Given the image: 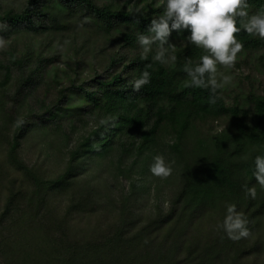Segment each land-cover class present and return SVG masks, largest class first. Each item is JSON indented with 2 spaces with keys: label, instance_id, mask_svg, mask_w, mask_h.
I'll return each mask as SVG.
<instances>
[{
  "label": "trees",
  "instance_id": "obj_1",
  "mask_svg": "<svg viewBox=\"0 0 264 264\" xmlns=\"http://www.w3.org/2000/svg\"><path fill=\"white\" fill-rule=\"evenodd\" d=\"M58 4L69 11L85 7L101 33L107 35L113 30L118 31L119 43L131 49L141 46L139 35H150V21L162 15L164 7L163 4L159 10L149 8L146 12H137L120 9L112 2L98 6L93 0H58ZM43 5V0H26L19 12L0 8V39L6 40L18 30L33 34L47 31L48 20H51L50 30L61 32L64 25L52 14L41 10ZM248 5L253 13L264 11V0H248ZM246 21L244 17H237V26L242 28ZM188 34V30L179 33L174 30L169 36L165 57L175 55L174 62L154 60L158 50L154 43L146 59L142 58L145 53L137 54L124 66L130 71L128 80L121 72H114L109 80L96 79L95 90H84L86 99L97 110L94 123L89 122L92 125L90 132L68 151L65 171L54 179H45L39 169L28 166L20 157V138L26 133L28 124L25 118L14 123L11 117L15 130L7 137L8 158L24 173L32 190L28 194L10 190L0 210V264H264V234L258 230L264 221V187L254 175L255 157L264 156V96H253V115L239 117L237 108L226 107L219 89L208 82V73L202 78L205 86L190 85L191 78L184 71V65L188 63L191 67L198 63L203 49L188 43ZM174 36L179 37L180 43L172 51ZM235 36L245 50L264 47V38L246 31L241 30ZM10 56V61L19 69L24 67V60H15L13 54ZM111 64L110 59L109 70ZM0 67H5L1 82L5 84L9 81V68L2 63ZM143 71L151 74L149 83L133 90L135 80ZM32 78L37 76L33 74ZM24 81L20 88L29 80ZM224 112L236 118L235 130H222L208 140L210 144L198 138L191 151L181 156V144L186 139L185 131L191 120L207 115L213 118ZM162 123L174 133L169 149L175 154L178 165V190L166 209L155 204L140 218L141 208L136 202L139 196L135 191L141 185L138 176L134 175L142 178L147 173L154 177L150 166L155 163L154 157L161 155L157 130ZM122 136H126L127 145L123 144L121 153L110 163L116 164L115 169L126 178L129 186L126 193L122 191L116 198L115 226L107 231L99 230L96 233L99 235L84 237L79 232L77 235L70 223L63 227L54 216L53 223L46 225L44 250L38 246L28 248L30 242L24 236L31 235L30 229H16V224L23 222H18L20 215L28 213L27 216L33 218L31 211L45 205L44 199L51 187L76 190L69 196L65 216L92 207L94 197L91 192L95 187L89 180L75 179L77 161L92 153L101 158L109 156L114 143ZM196 144L199 152L193 151ZM83 146L87 150L83 151ZM127 159H131L130 163ZM135 166L138 168L133 172ZM253 186L255 198L247 193V188ZM108 200L107 205L114 202L110 197ZM229 204L236 205L235 213L244 214L242 218L247 219L245 227L249 229V236L239 240L228 238L224 218ZM112 206L108 208L112 209ZM206 210L210 211L212 221L205 228L196 220Z\"/></svg>",
  "mask_w": 264,
  "mask_h": 264
},
{
  "label": "rangeland",
  "instance_id": "obj_2",
  "mask_svg": "<svg viewBox=\"0 0 264 264\" xmlns=\"http://www.w3.org/2000/svg\"><path fill=\"white\" fill-rule=\"evenodd\" d=\"M93 2L99 4L98 6L112 2L120 9L146 12L149 8L159 10L165 0H93ZM25 3L26 0H0V8H11L19 12ZM43 3L41 10L52 14L64 25L65 28L61 32L50 30L51 20H48L47 31L33 34L26 30H18L8 39H0L2 41L0 63L7 65L10 72L9 81L1 84L5 67H0V210L10 190L24 194L32 190L31 183L24 177V173L8 158L7 137L14 133V123L25 118L28 124L26 133L20 138L18 149L23 161L28 166L39 169L45 179L58 177L65 171L68 151L80 144L84 136L90 132L92 125L89 122L94 123L97 110L94 104L86 99L84 90L88 92L95 90L96 79L109 80L114 72H121L123 78L128 80L131 76L130 71L125 70L124 66L135 55L144 53L142 46H135L133 49L122 46L119 43L118 31L113 30L107 35L101 33L97 22L83 6L69 11L63 9L58 0H43ZM247 11L249 15L254 14L251 8ZM178 39V36H174L172 41L174 46L172 45L173 48L170 50H176L175 45L180 43ZM10 54L15 56V60H24L22 69L10 61ZM203 54H206L205 50ZM203 54L201 53L199 57ZM236 55L233 67L217 65L216 79L221 85L217 88L226 107L237 108L239 117L251 116L255 113L253 96H264V47L248 50L242 48ZM110 59L112 64L109 70ZM33 74L37 76L36 79L32 78ZM225 75L231 77L227 83L223 82ZM26 79L29 80L28 84L20 88ZM208 116L210 115L191 120L189 129L185 131L186 139L181 144V156L186 151H191L193 143H197L198 138L205 143L222 130H235L237 121L231 113H219L213 118ZM11 117L14 123L10 122ZM157 131L158 146L161 147L164 163L171 166L173 171L166 178L155 175L151 178L147 173L143 174L142 178L138 174L134 175L138 176L141 185L139 186L141 188L135 191L139 196L136 202L141 208L140 218H143L147 214L146 211L155 204L159 203L166 209L178 190V165L175 162V154L169 149L174 133L170 132L166 123H162ZM127 141L126 136L117 139L107 157L101 158L92 153L90 157L86 155L77 161L78 174L75 179L89 180L91 186L95 187L91 192L94 197L92 207L83 209L79 214L65 216V208L70 204L69 196L76 190L49 187L50 191L44 199L45 205L42 204L41 209L31 211L33 218L27 216L28 213L20 215L18 222H23L16 224V229L19 227L30 229L28 231L31 235L24 236L30 242L28 248L38 246L44 250V237L48 228L46 225L53 223L54 216L58 218L56 221L62 222L63 227L70 223L71 229L84 237L99 235L96 234L99 230L107 231L109 227L115 226L118 205L116 198L122 191L127 192L129 184L115 169L116 164L110 161L116 160V156L127 145L125 144ZM81 149L85 151L87 147L83 146ZM193 151L199 152L197 144ZM127 160L130 163L131 159ZM137 168L135 166L132 171H136ZM143 185L147 187L142 188ZM108 197L114 199L113 203H108L114 205L112 209L106 204L109 201ZM210 216V211L206 210L196 223H202L205 228L209 227L212 221ZM259 228L258 230L264 234V221L260 223Z\"/></svg>",
  "mask_w": 264,
  "mask_h": 264
},
{
  "label": "clouds",
  "instance_id": "obj_3",
  "mask_svg": "<svg viewBox=\"0 0 264 264\" xmlns=\"http://www.w3.org/2000/svg\"><path fill=\"white\" fill-rule=\"evenodd\" d=\"M248 0H165L163 14L152 19L148 26L150 35L141 34L138 42L147 53L156 43L158 50L153 59L161 63L174 62L176 56L165 52L169 44V36L175 30L177 33L188 30L187 41L198 48L205 50L206 54L199 57V62L189 67L184 65V71L188 73L190 85H203L202 78L205 73L209 75V83L215 88L220 87L216 79L217 65L231 68L237 59V53L243 48V44L236 39L235 33L243 30L252 36L264 38V11L249 15L247 11ZM237 17H247L242 28L237 26ZM2 43V41H0ZM148 71H143L135 80L133 90H139L141 85L149 83ZM230 76H223V82L227 83ZM155 163L150 166V172L162 178L171 175L173 169L164 163L162 155L154 157ZM255 179L261 187H264V156L255 157ZM247 193L252 198L256 197V188H247ZM235 204L227 205V215L224 223L227 236L232 240H239L249 236V229L243 213H235ZM235 213V214H234Z\"/></svg>",
  "mask_w": 264,
  "mask_h": 264
}]
</instances>
